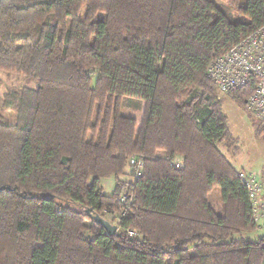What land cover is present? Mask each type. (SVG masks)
<instances>
[{
    "label": "trees",
    "instance_id": "1",
    "mask_svg": "<svg viewBox=\"0 0 264 264\" xmlns=\"http://www.w3.org/2000/svg\"><path fill=\"white\" fill-rule=\"evenodd\" d=\"M263 25L264 0H0V70L37 79L0 96V264H264V235L230 238L264 229V170L219 148L239 150L208 71ZM252 93L222 94L262 136Z\"/></svg>",
    "mask_w": 264,
    "mask_h": 264
},
{
    "label": "rangeland",
    "instance_id": "2",
    "mask_svg": "<svg viewBox=\"0 0 264 264\" xmlns=\"http://www.w3.org/2000/svg\"><path fill=\"white\" fill-rule=\"evenodd\" d=\"M79 16H83V11L80 12ZM102 17L103 14L98 13L95 16V19ZM237 19L244 20V18L241 17H238ZM24 86L31 88L37 87V79L0 70V96H3L5 92L12 88H21ZM219 95L221 111L227 118L228 128L232 136L237 139L239 150L237 153L227 151L223 144H220L219 148L237 171H241L242 169L256 170L258 168L264 170V134L262 136L256 135L255 126L257 127L258 123L255 121L252 122L243 105L236 103L228 95L220 92ZM127 113L135 114L136 111L128 110ZM0 116V119L5 121V123H16L15 113L12 110L2 108L1 105ZM230 150L232 151V149ZM119 178H124V175H120ZM114 179L113 176H109L100 180V185L105 194H110L112 192ZM208 199L214 210L217 213H220L221 193L218 186L212 189ZM72 207L75 210L79 209L77 206L72 205ZM263 235L264 229L257 228L255 231L235 233L230 238L234 240L254 241Z\"/></svg>",
    "mask_w": 264,
    "mask_h": 264
},
{
    "label": "built area",
    "instance_id": "3",
    "mask_svg": "<svg viewBox=\"0 0 264 264\" xmlns=\"http://www.w3.org/2000/svg\"><path fill=\"white\" fill-rule=\"evenodd\" d=\"M208 71L220 93L253 82V93L245 103L253 118L264 123V25L213 60ZM244 184L252 199L253 220L264 227V178L260 182L246 178Z\"/></svg>",
    "mask_w": 264,
    "mask_h": 264
},
{
    "label": "water",
    "instance_id": "4",
    "mask_svg": "<svg viewBox=\"0 0 264 264\" xmlns=\"http://www.w3.org/2000/svg\"><path fill=\"white\" fill-rule=\"evenodd\" d=\"M86 213H89V210H86ZM91 217L98 222H100L109 232H115L117 227L116 225L111 224L109 221L106 219L98 216V215H91Z\"/></svg>",
    "mask_w": 264,
    "mask_h": 264
}]
</instances>
